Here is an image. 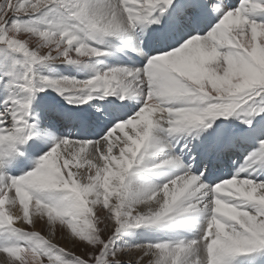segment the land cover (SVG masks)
Returning <instances> with one entry per match:
<instances>
[{
    "label": "snow or ice",
    "instance_id": "snow-or-ice-1",
    "mask_svg": "<svg viewBox=\"0 0 264 264\" xmlns=\"http://www.w3.org/2000/svg\"><path fill=\"white\" fill-rule=\"evenodd\" d=\"M0 264H264V0H0Z\"/></svg>",
    "mask_w": 264,
    "mask_h": 264
},
{
    "label": "rangeland",
    "instance_id": "rangeland-1",
    "mask_svg": "<svg viewBox=\"0 0 264 264\" xmlns=\"http://www.w3.org/2000/svg\"><path fill=\"white\" fill-rule=\"evenodd\" d=\"M237 2H238V0H237ZM53 95H54V94H53ZM56 99H59V98L57 97Z\"/></svg>",
    "mask_w": 264,
    "mask_h": 264
}]
</instances>
